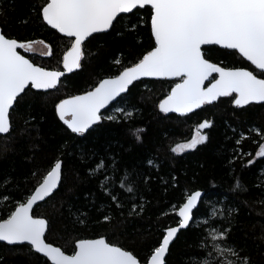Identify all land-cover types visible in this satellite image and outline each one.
I'll return each instance as SVG.
<instances>
[{
	"label": "trees",
	"instance_id": "trees-1",
	"mask_svg": "<svg viewBox=\"0 0 264 264\" xmlns=\"http://www.w3.org/2000/svg\"><path fill=\"white\" fill-rule=\"evenodd\" d=\"M44 3L46 0H0L4 12L0 27L10 38L50 45L48 57L27 56L45 68L61 69L63 55L73 40L37 18L33 5ZM121 17L107 33L94 34L85 42L79 69L65 75L55 89L38 91L29 87L23 104L11 110L12 131L0 136V182L8 176L13 182L0 189V196L12 199H0V220L24 202L60 161L62 180L54 198L37 205L33 214L49 219L53 230L46 232V240L65 252L73 253L80 238L103 236L146 263L160 245L165 229L179 223L176 212L187 195L202 190L204 195L199 211H194L191 230H182L183 235L170 246L166 264H204L196 258L204 255L197 247L203 242L198 241L197 234L206 236V247L213 249L211 230L229 226L228 242L242 250L241 257H248L250 264H264V157L256 155L264 143V103L237 107L233 94L186 116L167 114L159 110L158 103L180 79H143L134 82L128 93L102 113L105 119L83 135L72 133L59 119L55 106L61 99L119 74L154 47L148 7ZM138 20L140 27L129 32L127 29ZM203 52L205 58L223 67H245L264 78V73L237 51L211 45ZM118 108L133 112V116L125 118L117 113ZM113 115L117 119H106ZM205 120L213 124L205 129L209 137L206 143L179 154L171 151L176 144L191 139L196 126ZM137 129H143L139 141L134 135ZM113 157L118 179L125 170L133 177L136 172L151 177L147 184L139 182L134 197L117 187L114 194L119 195L120 206L100 188L104 174L89 173L101 158L111 165ZM150 159L160 164L158 171L147 164ZM249 160L254 165L250 166ZM237 178L247 191H233ZM134 203L143 205V211L134 212ZM232 207L239 211L232 213ZM82 213L87 214L86 218ZM105 216L111 219L105 221ZM206 259L208 264H215L216 255ZM0 264L51 263L30 245L0 242Z\"/></svg>",
	"mask_w": 264,
	"mask_h": 264
},
{
	"label": "snow or ice",
	"instance_id": "snow-or-ice-1",
	"mask_svg": "<svg viewBox=\"0 0 264 264\" xmlns=\"http://www.w3.org/2000/svg\"><path fill=\"white\" fill-rule=\"evenodd\" d=\"M146 7L150 10V32L154 37V47L132 66L125 67L119 75L102 79L93 90L60 100L55 106L59 119L72 133L83 135L93 125H98L105 119L101 110L116 101L121 94L128 93L129 86L141 77L180 79L159 103V109L163 113L185 115L221 97H231L233 93L237 94L234 98L237 106L264 101V79L258 78L257 74L246 68L221 67L206 59V53L202 52V46L206 45L238 50L242 57L264 73V0H46L42 6L33 5L32 10L37 18L52 29L74 38L63 57V68L71 73L81 67L85 56L83 45L94 38L93 34L107 33L114 27V22H120L118 18L122 19L121 14H134V10ZM3 15L4 12L0 9V16ZM140 20L127 30L135 32L140 27ZM22 22L28 23L27 20ZM37 43L43 42H19L0 28V135L11 133L10 109L15 110L23 104L29 86L37 90L55 89L65 75L62 71L36 66L18 51L23 49L31 52ZM48 49L45 54L51 55L50 45ZM214 73L218 74V78L213 77ZM210 77H213L214 82L209 81ZM205 81H209L208 87L204 86ZM116 111L124 114L125 118L133 116V112H125L124 108ZM106 119L115 120L117 117L113 115ZM212 126L211 121H203L190 141L176 145L171 151L179 154L206 143L209 137L202 130ZM141 131L143 129L134 132L138 141ZM256 155L264 157V145H261ZM254 163L252 160L248 161L250 166ZM147 164L157 171L160 168V164L151 159ZM61 169L62 163L57 161L35 188L34 194L25 202H19L6 219L0 220V241L9 245L28 242L35 252L43 254L52 264H140L132 251L110 243L103 236L78 239L75 242L76 250L72 254H66L61 247L46 241L45 234L53 230L52 224L49 219L34 215L33 207L45 198H54L61 180ZM116 172L114 157L111 165L101 158L93 169H89L92 175L104 174L99 186L117 206H120L119 195L114 194L117 187L134 197L139 192V182L147 184L151 179L147 174L138 172L133 177V173L127 170L118 179ZM12 182L11 176L6 177L0 182V189ZM236 189L247 191L239 178L236 179L233 191ZM201 198V191L187 195L186 202L179 207L178 215L181 219L178 226L167 228L163 242L154 249V254L150 257V264H166L165 257L170 255V245L183 235L182 230H191L190 222L193 221L194 210L199 211ZM0 199L12 198L3 195ZM137 209L143 211V205L134 203L133 211ZM238 211L237 207L231 208L232 213ZM81 215L86 218L87 214ZM110 219L108 216L104 217L105 221ZM77 220L84 223L80 217ZM225 222L230 224V221ZM230 234V226L211 230L209 235L215 244L213 249H208L207 237L198 233V241L203 242L198 243L197 247L204 255L196 258L208 264L206 258L215 254V264H250L248 257H241L242 250L228 242ZM227 256L234 259H226Z\"/></svg>",
	"mask_w": 264,
	"mask_h": 264
},
{
	"label": "water",
	"instance_id": "water-1",
	"mask_svg": "<svg viewBox=\"0 0 264 264\" xmlns=\"http://www.w3.org/2000/svg\"><path fill=\"white\" fill-rule=\"evenodd\" d=\"M121 15H124V14H121ZM46 23V22H45ZM49 26V25H48ZM49 27H51V26H49ZM1 28V27H0ZM54 30H56L59 34H61L62 36H65V37H67L66 36V34H64V33H60L57 29H54ZM110 30V29H109ZM108 30V31H109ZM95 34H98V33H95ZM94 35V34H93ZM68 38H71V37H68ZM72 40H73V42H74V38H71ZM18 40V39H17ZM19 42H30V41H20V40H18ZM72 42V43H73ZM206 46H211V45H206ZM217 46H219V45H217ZM71 47V46H70ZM70 47L65 51V53H64V55L66 54V52L70 49ZM205 46H202V52H203V48H204ZM219 47H221V48H223L222 46H219ZM224 49V48H223ZM23 52H22V51ZM228 50H231V51H237L238 52V50H233V49H228ZM18 51H20V53L22 54V55H25L26 56V58H28L29 60H31L25 53H30V52H28V51H26V50H23V49H18ZM239 53V52H238ZM146 54V53H145ZM64 55H63V57H64ZM245 60H247L245 57H243ZM207 59V58H206ZM36 66H39V67H43V66H41V65H39V64H36L33 60H31ZM248 61V60H247ZM210 62H212V61H210ZM250 64H251V62L250 61H248ZM212 63H215V62H212ZM217 64V63H216ZM219 65V64H218ZM132 66V65H131ZM219 66H221V65H219ZM254 66V65H253ZM221 67H223V66H221ZM255 67V66H254ZM45 68V67H44ZM236 68H245V67H236ZM46 69H48V70H56V71H62V72H64L65 73V75H68V74H71L72 72H74L75 70H77V69H74L71 73H69V72H67L64 68H63V60H62V68L61 69H49V68H46ZM246 69H248V68H246ZM249 71H252V70H250V69H248ZM123 71V70H122ZM121 71V72H122ZM120 74V73H119ZM119 74H117V75H119ZM255 74V73H254ZM64 75V76H65ZM63 76V77H64ZM116 76V75H115ZM115 76H109V77H105V78H103V79H106V78H112V77H115ZM63 77H61V79L63 78ZM213 77H215V78H218V74H216V73H214L213 74ZM213 77H210L209 78V81H212V82H214V80H213ZM258 78H262V77H259L258 76ZM61 79H60V81H61ZM143 79H162V80H164V79H166V80H176V79H179V78H176V77H170V78H163V77H141L139 80H143ZM262 79H264V78H262ZM139 80H137V81H139ZM59 81V82H60ZM209 81H205V87H208L209 86ZM134 82H136V81H134ZM133 82V83H134ZM180 81H178L177 83H179ZM99 83V82H98ZM98 83L93 87V88H91V89H89V90H87V91H90V90H93L97 85H98ZM59 84V83H58ZM131 86V85H130ZM130 86H129V88H130ZM175 86V84L172 86V88ZM29 87H31V86H29ZM171 88V89H172ZM34 89V88H33ZM171 89H170V91H171ZM34 90H37V89H34ZM48 90H52V89H48ZM48 90H38V91H48ZM87 91H84V92H82V93H79V94H75V95H82V94H84L85 92H87ZM170 91H169V93H170ZM168 93V94H169ZM124 94H126V93H123V94H121V96L122 95H124ZM168 94H166L160 101H159V103L163 100V99H165L166 97H167V95ZM233 94H235V93H233ZM75 95H71V96H75ZM236 95L237 94H235V97H236ZM71 96H67V97H65V98H63V99H67V98H70ZM119 98V97H118ZM117 98V99H118ZM221 98H223V97H221ZM63 99H61V100H63ZM220 99V98H219ZM218 99V100H219ZM217 101V100H216ZM216 101H213L212 103H214V102H216ZM114 102H116V101H113V102H111L109 105H107L106 106V108L105 109H102L101 110V115H102V113L106 110V109H108ZM59 103V102H58ZM57 103V104H58ZM159 103H158V108H159ZM211 103V104H212ZM233 103H234V105H236L235 104V100L233 101ZM252 103H256V104H259V103H264V101H254V102H252ZM252 103H250V104H252ZM249 105V104H248ZM204 105H202L201 107H203ZM237 106V105H236ZM244 106H247V105H244ZM244 106H237V107H244ZM198 109H200V108H198ZM198 109H194L191 113H193V112H195V111H197ZM11 110L12 109H10V112H11ZM160 110V109H159ZM161 111V110H160ZM56 112H57V115H58V111L56 110ZM191 113H188V114H185V115H181L180 113H175V112H171V113H167V114H175V115H178V116H186V115H189V114H191ZM58 117H59V115H58ZM9 118H10V116H9ZM11 122V121H10ZM94 126V125H93ZM70 130V129H69ZM1 136V135H0ZM54 167V166H53ZM47 175V174H46ZM45 175V176H46ZM61 180H62V169H61ZM61 180H60V183H61ZM43 181V180H42ZM41 181V182H42ZM40 182V183H41ZM39 183V184H40ZM60 183H59V185H60ZM38 184V185H39ZM38 185L36 186V187H38ZM35 187V188H36ZM59 187V186H58ZM35 190V189H34ZM34 190H33V192L30 194V196L32 195V194H34ZM197 191H201L202 192V196L204 195V192L202 191V190H197ZM29 196V197H30ZM28 197V198H29ZM48 198H45V200H47ZM44 200V201H45ZM26 201V200H25ZM24 201V202H25ZM44 201H38L35 205H34V207H33V210L35 209V207L37 206V205H39L40 203H42V202H44ZM185 202H186V200H185ZM184 202V203H185ZM199 205V204H198ZM182 206V205H181ZM180 206V207H181ZM195 211V210H194ZM178 212H179V208H178V210H177V212H176V214H177V216H178V218H179V220L181 219L180 217H179V215H178ZM192 222V221H191ZM190 222V223H191ZM179 224V223H178ZM178 224L177 225H174V226H171V227H177L178 226ZM169 228V227H168ZM166 230L167 229H165V233H164V235H166ZM164 237V236H163ZM96 238H100V237H96ZM88 239H95V238H88ZM47 241V240H46ZM0 242H3V243H5V244H7V242H4V241H0ZM48 242V241H47ZM163 242V238H162V240H161V243ZM50 243V242H49ZM160 243V244H161ZM21 244H27V245H30L28 242H23V243H19V244H16V245H21ZM9 245V244H8ZM55 245V244H54ZM12 246V245H11ZM31 246V245H30ZM55 246H58V245H55ZM116 246H118V245H116ZM171 246V245H170ZM32 247V246H31ZM58 247H60V246H58ZM120 247V246H119ZM33 249V248H32ZM34 250V249H33ZM76 250V249H75ZM38 254H40V255H42L43 256V254H41V253H38ZM66 254H72V253H67L66 252ZM152 254H154V252L152 253ZM151 254V255H152ZM167 256L168 255H166V257H165V259H167ZM151 257V256H150ZM150 257L148 258V261L146 262V263H143V262H141L140 261V264H150ZM46 259H48L47 257H45ZM138 258V257H137ZM139 259V258H138ZM49 260V259H48ZM49 262L52 264V262L49 260Z\"/></svg>",
	"mask_w": 264,
	"mask_h": 264
},
{
	"label": "rangeland",
	"instance_id": "rangeland-1",
	"mask_svg": "<svg viewBox=\"0 0 264 264\" xmlns=\"http://www.w3.org/2000/svg\"><path fill=\"white\" fill-rule=\"evenodd\" d=\"M39 42V41H38ZM47 46L46 45H44V44H42V43H37L35 46H34V51H37V52H41V53H46L47 52ZM199 126V125H198ZM198 126H196V128H195V130L197 129V127ZM195 130H194V133H193V135H192V137H191V139L193 138V136H194V134H195ZM191 139H189L188 141H190ZM188 141H186V142H188ZM181 143H185V142H181ZM181 143H178V144H181ZM178 144H176V145H178ZM175 145V146H176ZM262 145H264V143L262 144ZM174 146V147H175ZM259 150H260V148H259Z\"/></svg>",
	"mask_w": 264,
	"mask_h": 264
},
{
	"label": "flooded vegetation",
	"instance_id": "flooded-vegetation-1",
	"mask_svg": "<svg viewBox=\"0 0 264 264\" xmlns=\"http://www.w3.org/2000/svg\"><path fill=\"white\" fill-rule=\"evenodd\" d=\"M43 43L42 44H44V45H46L47 47L49 46V45H47L44 41H42ZM48 48H47V52H48ZM22 51V50H21ZM23 52V51H22ZM26 55H30V54H39V55H41V56H43V57H48L49 55H46L45 53H41V52H37V51H31L30 53H25ZM203 131V133H205V134H207L206 133V131H205V129L204 130H202Z\"/></svg>",
	"mask_w": 264,
	"mask_h": 264
},
{
	"label": "bare ground",
	"instance_id": "bare-ground-1",
	"mask_svg": "<svg viewBox=\"0 0 264 264\" xmlns=\"http://www.w3.org/2000/svg\"><path fill=\"white\" fill-rule=\"evenodd\" d=\"M115 103V102H114Z\"/></svg>",
	"mask_w": 264,
	"mask_h": 264
}]
</instances>
